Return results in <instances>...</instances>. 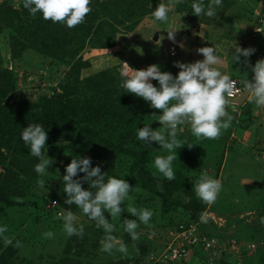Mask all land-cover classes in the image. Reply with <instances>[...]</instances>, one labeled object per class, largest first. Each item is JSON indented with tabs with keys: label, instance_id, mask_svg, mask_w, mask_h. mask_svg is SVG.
Masks as SVG:
<instances>
[{
	"label": "rangeland",
	"instance_id": "obj_1",
	"mask_svg": "<svg viewBox=\"0 0 264 264\" xmlns=\"http://www.w3.org/2000/svg\"><path fill=\"white\" fill-rule=\"evenodd\" d=\"M192 2L184 0L171 10L169 23L176 32L169 39V26H157L151 18L158 3L167 0H91V12L73 28L44 20L39 13L29 15L23 0H0V69L4 72L0 105H16L8 115L11 119L31 111L21 103L36 105L37 113L46 115L48 121L37 123L47 131V156L54 160L49 173L38 176L34 171L38 158L23 141L15 143L22 130L15 134L10 125L2 132L0 121V147L6 149L0 152V227L5 229L0 233V264H150L149 249L162 251L166 230L188 219L224 245L227 249L222 251L231 257L218 259L189 249L187 259L177 264H264V224L260 223L264 217V107H257L242 93L227 108L234 117L230 127L216 139L195 137L188 124L178 127L177 139L183 146L173 161L175 179L169 181L153 166L155 157L167 151L156 142L146 147L136 140V129L144 124L154 130L160 127L157 118L150 116L160 110L119 86L120 72L128 66L142 70L155 64L175 76L180 71L176 62L202 60L197 49L213 46L223 61L216 65L222 73L243 85L244 78L251 81L253 73L242 74L264 59V31L260 35L252 31L256 19L264 17V0H222L216 16L200 18L193 14ZM204 2L207 5L208 0ZM235 46L255 49L247 65L244 57L239 62L231 59ZM166 47L174 48L175 60H165ZM152 83L157 85L155 80ZM146 109L152 112L146 115ZM28 124L33 123L23 128ZM78 156L90 157L92 166L99 165L108 176L124 178L135 187L118 218L105 213L116 226L113 235L126 244V254L102 251L103 230L75 204L64 203L62 176L66 165ZM204 174L223 185L211 205L199 199L194 189ZM41 178L46 181L44 187L38 185ZM50 199L61 204L63 214L72 211L77 216V223L85 227L82 238L66 236L62 217L54 220L43 214L42 204ZM129 207L152 210L149 224L140 223ZM202 213L206 223L200 220ZM125 219L137 220L138 240L124 231ZM46 232L53 236L46 237ZM229 243L240 245L236 250L241 244L253 245L240 260V250L236 253Z\"/></svg>",
	"mask_w": 264,
	"mask_h": 264
},
{
	"label": "clouds",
	"instance_id": "obj_2",
	"mask_svg": "<svg viewBox=\"0 0 264 264\" xmlns=\"http://www.w3.org/2000/svg\"><path fill=\"white\" fill-rule=\"evenodd\" d=\"M183 2L184 0H167V3H158L151 13L154 24L169 26L167 31L169 39H174L176 32L171 30L170 12ZM90 4L91 0H23V7L28 10L29 15L35 17L39 13L44 20H51L53 23L62 22L68 28L84 22L87 14L91 12ZM221 4L222 0H208L207 5L204 0H193L191 8L193 14L199 18L202 15L214 17L216 9ZM254 51L253 48L235 46L231 59L239 62L241 57H244L243 63L247 65V58ZM197 52L202 54L203 59L192 63L176 62L174 66L180 71L175 76L170 72H162L155 64L146 69L133 70L124 63L128 68L120 72L121 88L128 94L147 102L150 108L160 110L159 114L150 115L157 118L155 121L159 122L160 127L154 130L149 124H144L142 128L136 129V140L142 141L146 147H150L151 142H156L160 148L167 151V155L155 157L153 166L169 181L175 179L173 161L178 159L177 150L183 146L177 139L178 126L188 124L191 134L197 138H218L223 130L230 127L234 119L227 111L231 103L228 97L241 91L236 87L235 80L216 67L223 61L216 54L214 46L199 48ZM249 67L253 76L251 81L247 79L244 83L243 91L248 94L250 102H254L257 107H264V59L258 60L254 66L249 65ZM128 69H131L130 74ZM153 80L157 81V85L152 83ZM19 136L30 154L39 160L34 166V171L38 176L45 177L49 173V167L54 163V160L47 156V131L39 123L28 124ZM187 145L189 148L193 146ZM4 151L6 149L0 147V152ZM78 173H83V176H78ZM62 181L63 192L67 197L64 203L75 204L89 221L103 230L101 250L110 253L116 249L126 254L128 251L126 244L121 238L113 235L117 230L116 226L106 218L105 213L110 218H118L123 212L122 203L130 197L135 187H131L124 178L108 176L107 172L101 171L99 165L92 166L90 157L72 158L65 167ZM84 183L88 184V189L82 186ZM38 185L44 187L45 179H39ZM157 188L162 190L161 185H157ZM222 188L220 179L206 174L201 175L194 185L197 197L207 205L217 200ZM128 212L145 225L149 224L153 216L152 210L147 208L129 207ZM60 216L64 221L63 230L66 236L83 237L85 227L77 223V216L72 211ZM200 220L207 222L203 213ZM260 223L264 224V217L260 218ZM123 227L133 241L139 239L137 232L139 225L136 219H125ZM4 231L5 229L0 227V233ZM44 235L51 238L53 233L46 232Z\"/></svg>",
	"mask_w": 264,
	"mask_h": 264
},
{
	"label": "built area",
	"instance_id": "obj_3",
	"mask_svg": "<svg viewBox=\"0 0 264 264\" xmlns=\"http://www.w3.org/2000/svg\"><path fill=\"white\" fill-rule=\"evenodd\" d=\"M257 29H260L258 31ZM254 35H259L264 31V17H259L254 22V26L252 28ZM167 53L169 57H174L176 51L173 47H166ZM254 53L250 55V57H253ZM233 80H235L236 87L240 89L241 91L239 93L234 94L233 96L228 97L230 101H233L235 98L240 96L243 91V83L235 78L232 77ZM49 209L55 210L57 207V203L52 201L48 205ZM61 212H57L56 216L61 217ZM169 242L165 246L164 250L157 255H151L149 260L150 264H177L184 262L188 257V251L189 249H195L196 247H199L202 249L204 253H207L210 257H216V255L219 253H224L225 246H221L218 241H216L214 238L207 236L204 232H201L198 228V225L196 227V224H190L187 226H179L178 229L174 232H169L168 236ZM231 249H233L236 253L239 250H236V247L240 245H237L236 243H229L228 244ZM243 245L241 244V247ZM238 248V247H237ZM224 249V251H222Z\"/></svg>",
	"mask_w": 264,
	"mask_h": 264
},
{
	"label": "trees",
	"instance_id": "obj_4",
	"mask_svg": "<svg viewBox=\"0 0 264 264\" xmlns=\"http://www.w3.org/2000/svg\"><path fill=\"white\" fill-rule=\"evenodd\" d=\"M1 18H3V17H1V14H0V23H2V19ZM260 35V34H259ZM263 48H264V46H263ZM262 50H264V49H262ZM163 57H165L166 59L165 60H167V61H172V60H175L176 59V57L174 58V57H169V56H163ZM2 73L4 74V72H3V69H0V75H2ZM1 97V96H0ZM2 100L0 99V102H1ZM19 105H24V107L25 106H27V107H29L30 109H31V111L29 112V114L28 115H26L25 113L24 114H22L23 113V111H21V113L16 117V118H13V119H11L8 115L9 114H11L12 112H13V110L15 109V104H11V105H0V121L1 122H3V125H2V132L4 131V129H6V128H9V126H10V129H12V131H15V134L16 133H20V131L21 130H23V127H24V125L25 124H27V123H37V122H39L38 120H46V121H48V119H47V117H45L46 115H44V116H42V115H40V114H38L37 113V111H36V109H37V107H36V105H33V104H31V103H21V104H19ZM20 107L21 106H19V109H20ZM152 111H150V109H146V111H145V114L147 115V114H150ZM143 113V112H142ZM141 113V114H142ZM22 114V115H21ZM21 115V116H20ZM58 120H60V119H58ZM9 122H11V124L9 123ZM61 122V121H60ZM13 126V127H12ZM181 126H184V125H181ZM178 127H180V126H178ZM185 127V126H184ZM20 142H22V140L20 139V136H16V141H15V143L16 144H18V143H20ZM52 201H54V202H56L57 203V207H56V209L55 210H51V209H49V207H48V205L52 202ZM61 212L62 214L63 213H65V209L61 206V204L57 201V200H52V199H50V200H48V201H46L45 203H43L42 204V212H43V214L45 215V216H48V217H51V219H54V220H56L58 217L56 216V213L57 212ZM57 217V218H56ZM190 224H196V221L195 220H190V219H188V220H186L185 222H183V223H180L179 225L181 226H187V225H190ZM179 225H176V226H172V227H170L169 229H167L166 230V237H164V239H165V243H164V248H165V246L168 244V242H169V239H168V233L169 232H174V231H176L177 229H178V227H179ZM199 228L201 229V230H203V228H202V226L201 225H199ZM204 233L205 234H207V236H210V237H213L211 234H208L207 233V231H204ZM250 245H253V244H249L248 245V247H241L239 250H240V260L241 259H243L244 258V256H245V254H246V252H248V250H250L251 248H249V246ZM248 249V250H247ZM164 250V249H163ZM162 250V251H163ZM162 251H160V252H157V251H155V250H151V249H149V251H148V254H147V256L148 257H150L151 255H157V254H160ZM194 251L195 252H197V253H204L203 251H202V249L201 248H199V247H196L195 249H194ZM205 254V253H204ZM231 256L229 255V253L228 252H225V253H218L217 255H216V257L215 258H218V259H229ZM239 260V261H240ZM235 261H237V260H235ZM239 261H237V262H239ZM149 263H150V261H149ZM236 263V262H235ZM169 264H171V263H169ZM239 264H241V262L239 263Z\"/></svg>",
	"mask_w": 264,
	"mask_h": 264
},
{
	"label": "crops",
	"instance_id": "obj_5",
	"mask_svg": "<svg viewBox=\"0 0 264 264\" xmlns=\"http://www.w3.org/2000/svg\"><path fill=\"white\" fill-rule=\"evenodd\" d=\"M250 73H252L250 70H249V71L246 70V71L243 72L242 75H246V74H250ZM235 78H236V77H235ZM237 79H238V78H237ZM245 80H246V78H244V83L246 82ZM251 80H252V78H251ZM242 83H243V82H242ZM244 93H245V92H244Z\"/></svg>",
	"mask_w": 264,
	"mask_h": 264
}]
</instances>
